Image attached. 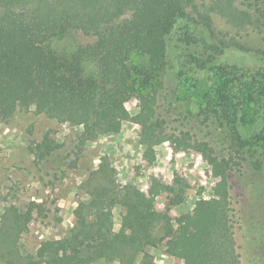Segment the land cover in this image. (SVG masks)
Returning a JSON list of instances; mask_svg holds the SVG:
<instances>
[{"label":"trees","instance_id":"1","mask_svg":"<svg viewBox=\"0 0 264 264\" xmlns=\"http://www.w3.org/2000/svg\"><path fill=\"white\" fill-rule=\"evenodd\" d=\"M250 31L264 34V0H0V119L9 122L26 108L79 127L81 146L121 133L125 123L137 124L149 165L172 141L177 149L199 152L226 180L234 157L221 156L191 132L169 134L168 119L181 125L214 121L231 155L263 147L264 67L229 60L233 51L257 57L258 50L232 44ZM78 38L92 42L76 44ZM132 99L135 113L127 106ZM61 147L47 133L29 148L42 166L54 162ZM77 161L75 155L69 167ZM173 183L154 177L148 189L140 180L122 183L105 155L82 182L86 198L75 209L77 224L35 253H24L21 239L43 206H5L0 261L153 264L148 249L158 247L188 264H240L228 193L198 198L173 218L155 207L166 191L174 195L173 208L185 204L186 182L175 176Z\"/></svg>","mask_w":264,"mask_h":264},{"label":"rangeland","instance_id":"2","mask_svg":"<svg viewBox=\"0 0 264 264\" xmlns=\"http://www.w3.org/2000/svg\"><path fill=\"white\" fill-rule=\"evenodd\" d=\"M242 35L237 36L232 44L258 50L257 57L245 51H233L229 60L237 64L245 63L253 70L263 68L264 34L250 31ZM75 42L86 44L92 40L78 38ZM127 106L135 113L137 100L132 99ZM161 112L165 114L163 108ZM176 120L169 117V134L178 135L182 130L191 132L197 139L210 142L221 156L234 157L231 174L226 180L214 175L212 167L199 152L177 149L172 141L158 148L157 160L149 165L143 159V150L139 145L142 127L137 124L125 123L121 133L107 135L95 143L81 146L79 127L57 123L26 108L20 109L9 122L0 119V216L8 204L22 210L31 202L43 206V213L35 212L29 230L21 239L24 253H35L40 244L48 239L65 237L77 224L75 209L86 198L81 188L82 182L88 172L97 166L100 158L106 155L119 169L122 183L140 180L148 189V186H152V177L165 179L171 184H174L175 176L184 180L188 186L186 202L172 209L173 218H177L178 210L192 209L198 198L210 199L228 193L229 222L233 227L240 264H264V145L255 153L231 155L230 142L214 121L201 118L181 125ZM47 133L55 141L61 142L63 147L54 155V162H45L41 166L34 161L29 147ZM170 146L172 149H169ZM75 155L78 161L76 167L71 168L68 164L75 159ZM173 197L172 194L171 199ZM126 210L123 205L122 213L125 214ZM148 250L154 256L153 264H188L185 259L171 257L162 248ZM0 264L5 262L0 261Z\"/></svg>","mask_w":264,"mask_h":264},{"label":"crops","instance_id":"3","mask_svg":"<svg viewBox=\"0 0 264 264\" xmlns=\"http://www.w3.org/2000/svg\"><path fill=\"white\" fill-rule=\"evenodd\" d=\"M169 149H172L171 146L169 147ZM177 150V149H175ZM182 151V150H181ZM180 151V152H181ZM176 152H179L178 150ZM178 155V154H177ZM192 169V167H189ZM157 172H161L160 169H156ZM160 180V183L163 184V185H172L170 182H167L165 179L164 180ZM152 186H148V188H151ZM171 195L172 193L171 192H163L156 200L155 202V207H156V210L159 211V212H168L172 217H175L173 214H172V209H174L171 205H170V200H171ZM175 212V211H174Z\"/></svg>","mask_w":264,"mask_h":264}]
</instances>
